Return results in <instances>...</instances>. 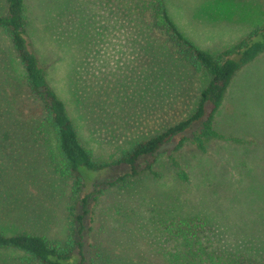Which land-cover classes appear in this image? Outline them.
<instances>
[{"label":"rangeland","instance_id":"rangeland-1","mask_svg":"<svg viewBox=\"0 0 264 264\" xmlns=\"http://www.w3.org/2000/svg\"><path fill=\"white\" fill-rule=\"evenodd\" d=\"M165 2L185 37L214 55L264 26V0ZM23 7L47 81L94 161L111 163L194 112L208 76L175 62L172 47L161 50L160 35L108 20L90 0H23ZM9 47L0 33V87L8 94L0 99V233L75 248L80 242L82 264H198L170 236L191 220L206 224L208 243L199 248L264 257V54L238 71L225 93L213 120L223 139L206 142L204 151L163 149L150 171L114 185L124 168L101 175L81 168L85 181L77 189L60 171L53 135L33 141L35 113L25 88H17L23 76ZM19 260L30 262L0 250V264H25Z\"/></svg>","mask_w":264,"mask_h":264},{"label":"trees","instance_id":"trees-1","mask_svg":"<svg viewBox=\"0 0 264 264\" xmlns=\"http://www.w3.org/2000/svg\"><path fill=\"white\" fill-rule=\"evenodd\" d=\"M4 1L6 13L0 15V33L6 35L9 40L13 59L17 61L23 76L17 88H25L27 100L31 102L27 105V109L35 113V116L29 119L31 123H28V128L33 137L42 132L50 134L51 137L53 135L62 163L60 171L64 170L71 177L77 189H83L85 181L81 168L87 171V175H101L113 167L124 168L126 172L109 183L114 185L124 182L128 177H137L150 171L157 154L163 149L170 147L171 152H178L185 145H190L199 151H204L206 142L223 139V136L213 128V120L222 105L225 93L237 72L264 54V26L254 28L240 41L214 55L197 48L185 37L170 18L165 0H90L91 4L96 2L97 5H102L106 19L115 18L123 25L128 23V26L138 31L160 35L163 40L161 50L172 47L175 62L208 76V81L201 89L197 106L191 115L158 135L123 150L113 162L98 163L81 145L64 103L47 81L46 71L26 32L23 0ZM0 74L2 75L0 79L5 77L1 69ZM9 84L12 88L15 86L13 83ZM3 85L0 80V86ZM0 99L4 102L8 99V94L2 87H0ZM11 106L14 113H22L14 107V104ZM11 106L8 105V108ZM48 140L49 136L45 137V142ZM33 141L35 142V137ZM59 169L60 167L57 166L56 170ZM77 222L82 223L81 216H77ZM185 223L189 229L176 234L170 230V236L182 242V246L186 248V255L190 254L193 262L264 264V257L258 261L241 255H224L203 246L199 248L198 242V244L208 243L202 231L206 224L202 223L199 228L195 221L190 220ZM76 246L78 248L69 243L50 244L44 238L27 232L10 236L0 233V250L23 254L30 260L27 263L82 264V244L78 242ZM19 261L27 264L23 260Z\"/></svg>","mask_w":264,"mask_h":264}]
</instances>
